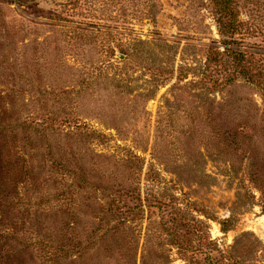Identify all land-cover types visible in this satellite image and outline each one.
<instances>
[{
    "label": "rangeland",
    "instance_id": "rangeland-1",
    "mask_svg": "<svg viewBox=\"0 0 264 264\" xmlns=\"http://www.w3.org/2000/svg\"><path fill=\"white\" fill-rule=\"evenodd\" d=\"M262 219L264 0H0V264H264Z\"/></svg>",
    "mask_w": 264,
    "mask_h": 264
},
{
    "label": "bare ground",
    "instance_id": "bare-ground-1",
    "mask_svg": "<svg viewBox=\"0 0 264 264\" xmlns=\"http://www.w3.org/2000/svg\"><path fill=\"white\" fill-rule=\"evenodd\" d=\"M261 223H262V226H263V229H264V219L261 220Z\"/></svg>",
    "mask_w": 264,
    "mask_h": 264
},
{
    "label": "water",
    "instance_id": "water-1",
    "mask_svg": "<svg viewBox=\"0 0 264 264\" xmlns=\"http://www.w3.org/2000/svg\"><path fill=\"white\" fill-rule=\"evenodd\" d=\"M119 58H121V57L119 56Z\"/></svg>",
    "mask_w": 264,
    "mask_h": 264
}]
</instances>
